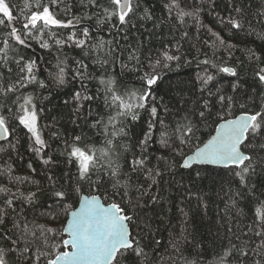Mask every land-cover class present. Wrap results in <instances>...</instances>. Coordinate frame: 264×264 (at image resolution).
<instances>
[{"label": "snow or ice", "instance_id": "6c2138e0", "mask_svg": "<svg viewBox=\"0 0 264 264\" xmlns=\"http://www.w3.org/2000/svg\"><path fill=\"white\" fill-rule=\"evenodd\" d=\"M0 264H264V0H0Z\"/></svg>", "mask_w": 264, "mask_h": 264}, {"label": "trees", "instance_id": "16d2710c", "mask_svg": "<svg viewBox=\"0 0 264 264\" xmlns=\"http://www.w3.org/2000/svg\"><path fill=\"white\" fill-rule=\"evenodd\" d=\"M16 2H19V0H13V3H16ZM157 14L159 15V10L157 11ZM212 21H213V17L211 16H208L205 18L206 23H212ZM146 27L150 28L151 25L147 24ZM165 32H167V29H165ZM169 38L170 37H166V39H169ZM203 38H207V37L205 36ZM160 46L161 44H160L159 39H154L151 43V48L153 51L159 49ZM35 51L37 55H44V53L39 50L38 46L35 48ZM237 56L238 57L240 56L239 52L237 53ZM196 70L197 68H196L195 63L192 64L191 68H189L187 65L180 67V68L174 67L171 72H168L165 75L163 81L160 83L159 94L161 96H165V99H167L169 96H175V92L172 90L175 84L181 80L188 81L190 75H194ZM64 91H67V89H65ZM57 103H59V101H57ZM204 132L208 134L203 137V139L206 140L211 135L213 130L211 128H206L204 129ZM46 134H47V130H45V135ZM18 135L22 138V146L20 148V152L23 155V159L17 161L15 164V167L18 169L17 171L18 175L25 176V175H28L29 172L31 171L30 169H27V162L30 159H33V157H32V154L27 151V140L26 138H24V132L21 131L18 133ZM55 147H56V144L53 142L52 148H55ZM49 151H51V149H49ZM59 159L62 160L63 158L59 157ZM34 167H37V171L40 172V162L38 160L34 161ZM60 167L63 168L64 165L61 163ZM199 167L208 169L210 175L218 179L223 178L224 180H227L230 175L227 172V170H224L222 168H219L213 165L200 164ZM182 172L185 176L187 175V170H182ZM32 176L36 177L37 179L40 178V176H38L37 173H32ZM177 179H179V176L177 177ZM233 188H235V185H233ZM201 191L204 194H206L207 197L210 198L209 211L207 212V214L203 212L196 214L194 217L193 223H194L195 228L198 230V233H197L198 237L210 238L208 235L209 232H211L212 234H215L217 228L219 227V225L216 223V220L219 219V217L217 216V213L224 207L221 201L222 199H225V196H224V192L220 191V187L218 184L217 185L210 184L207 180L202 182ZM225 191H227V185H225ZM167 195L173 201H178L180 197V193L177 192L176 189H173L171 193H167ZM191 205L193 208L195 207V200L191 201ZM241 206L244 207V204H242ZM245 212L247 214L248 212L247 208H245ZM33 215H35V213H29L30 218ZM179 219H180L179 216L173 213L169 216L166 224L170 225L171 228H175L178 230ZM220 231H221V234H223L224 229H221ZM160 233H161V240L163 243L165 242V238L169 234L168 227H166V225H160ZM219 244H220V241H217V247L219 246ZM214 251L215 249L209 246L207 259L212 258Z\"/></svg>", "mask_w": 264, "mask_h": 264}, {"label": "water", "instance_id": "95a60500", "mask_svg": "<svg viewBox=\"0 0 264 264\" xmlns=\"http://www.w3.org/2000/svg\"><path fill=\"white\" fill-rule=\"evenodd\" d=\"M211 135H214V131L211 133ZM208 138H209V137H208ZM208 138H207V139H208ZM207 139H206V140H207ZM69 250H70V249H69Z\"/></svg>", "mask_w": 264, "mask_h": 264}]
</instances>
